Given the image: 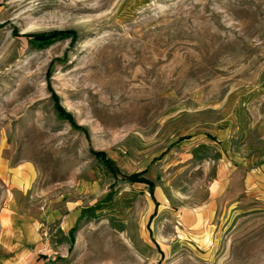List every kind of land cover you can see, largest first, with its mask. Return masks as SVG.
Wrapping results in <instances>:
<instances>
[{
    "label": "rangeland",
    "instance_id": "374dc122",
    "mask_svg": "<svg viewBox=\"0 0 264 264\" xmlns=\"http://www.w3.org/2000/svg\"><path fill=\"white\" fill-rule=\"evenodd\" d=\"M0 264H264V0H0Z\"/></svg>",
    "mask_w": 264,
    "mask_h": 264
},
{
    "label": "trees",
    "instance_id": "16d2710c",
    "mask_svg": "<svg viewBox=\"0 0 264 264\" xmlns=\"http://www.w3.org/2000/svg\"><path fill=\"white\" fill-rule=\"evenodd\" d=\"M139 180H140L141 182L146 183V184L148 185V187H149V191H150V193L152 194V196L154 197V190H155V184H154V182H153L152 180H150V179L145 178V177H139V178H138V181H139ZM73 230H74V228L71 229L70 232H73Z\"/></svg>",
    "mask_w": 264,
    "mask_h": 264
}]
</instances>
